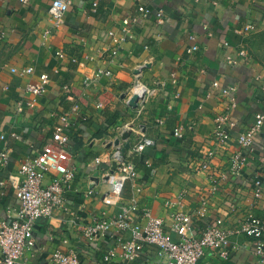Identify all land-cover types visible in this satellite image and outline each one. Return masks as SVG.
Instances as JSON below:
<instances>
[{
	"label": "crops",
	"instance_id": "crops-1",
	"mask_svg": "<svg viewBox=\"0 0 264 264\" xmlns=\"http://www.w3.org/2000/svg\"><path fill=\"white\" fill-rule=\"evenodd\" d=\"M51 2L0 0V149L9 148V161L0 170V222L17 214L16 188L24 178L21 162L43 145L56 143L54 127L66 113L71 127L65 146L74 154L66 203L50 217L38 219L35 245L17 264H51L57 252L70 251L92 264H158L152 245L137 261L117 257L103 262L116 239L109 234L92 242L83 233L84 225L128 203L139 205L131 213L132 221H144L143 208L149 207L175 240L180 235L171 228L173 214L197 209L201 196L209 199L208 207L194 218L190 234H200L217 218L223 219L224 228L234 230L249 217L263 216L264 123L240 175L221 179L216 192L211 187L213 176L229 173L233 153L247 152L239 135L255 123L257 113H264V70L248 52L253 35L264 29V0H73L59 25L48 13ZM139 4L153 12L163 9V18L158 20L154 13L139 16L109 61L115 46L109 31L120 36L123 19L138 13ZM249 23H255L257 31L240 32ZM224 41L241 58L237 66L225 59ZM193 44L199 49L189 52ZM242 48L246 57L239 56ZM58 51L66 57H59ZM28 67L32 73L23 72ZM98 69L112 73L85 86V77ZM43 73L50 77L46 93L33 96L25 91ZM216 79L223 86L238 85L232 95L237 101L230 112L233 126L225 144L212 135L215 117L227 108L221 87L213 86ZM66 84L68 92L63 89ZM141 88L142 96L129 103L130 95ZM33 99V106L16 111L21 101ZM178 127L182 135L174 133ZM126 132L130 135L124 139ZM144 136L154 144L139 152L136 147ZM127 143L130 147L123 153L136 165L134 181L119 170L114 156ZM209 153L208 167L200 168ZM146 158L152 160L155 173ZM256 177L262 180L261 198L255 196ZM50 179L48 175L45 182ZM124 237L129 239L131 233ZM232 240L238 248L230 254L210 250L198 264H257L252 237L235 233Z\"/></svg>",
	"mask_w": 264,
	"mask_h": 264
},
{
	"label": "built area",
	"instance_id": "built-area-1",
	"mask_svg": "<svg viewBox=\"0 0 264 264\" xmlns=\"http://www.w3.org/2000/svg\"><path fill=\"white\" fill-rule=\"evenodd\" d=\"M31 0H21L28 3ZM73 0H52L48 13L53 19L55 25L64 22L66 13L69 11ZM153 9L147 5L139 4L135 15L126 16L122 23V34L115 35L113 30L109 31V35L115 42V46L110 49L109 61L117 56L119 48L126 42L130 27L134 24L138 17L148 16L154 13L158 20L164 15L163 9L153 12ZM257 25L255 23L247 24L242 33L256 32ZM49 31L45 33V36ZM191 35V38H194ZM224 47L227 49L225 59L230 65L237 66L241 58L234 56L230 51V43L224 41ZM199 49L198 44H193L188 48L189 52H195ZM57 55L65 58L64 51H58ZM248 52L245 48L240 49L239 56L246 57ZM74 62L78 61L77 57H72ZM24 73H32L33 68L28 67L23 70ZM141 68L136 69L135 73L139 75ZM110 70L98 69L93 75L86 76L84 79L85 86L93 85L103 74H111ZM50 77L47 73L39 76L38 80L29 82L25 91L33 96H40L46 93ZM139 87V81H136ZM136 86V87H137ZM214 87H221L220 95L227 100L226 111L215 117V126L213 129V137L218 143L225 144L230 139L229 129L233 126L230 120V112L236 108L237 101L232 95L237 92L238 85L229 83L223 86L220 80L213 81ZM264 88V81L262 84ZM65 91H70V85H64ZM146 90V89H145ZM137 89L135 93L128 98L129 103L134 102L135 95L142 96ZM26 105L33 106L32 101H21L16 111H23ZM62 122L54 127V139L56 143H47L39 149L35 156L26 157L20 165V172L24 178L16 188V195L19 204L16 208V216L10 221L0 222V264H17L23 254L35 245L33 231L38 219L50 217L56 208L62 207L66 203V196L70 190V181L72 180V172L70 163L74 158V154L68 148L66 143L69 140L68 130L71 127L69 113L62 115ZM264 123V113L259 112L256 115L255 123L248 127L239 135V142L247 152L237 151L231 156V165L229 173L223 172L218 176L212 177L211 191L216 192L219 188L221 179L238 177L242 169V165L247 158L252 157L254 150L255 134L262 128ZM174 133L182 135V128H176ZM4 137V136H3ZM154 140L148 136H144L137 144V151L142 152L148 146L153 145ZM209 156L200 164V168H206L209 165ZM119 170L124 172L133 181L138 175L136 165L132 159L127 158L121 148L116 149L114 153ZM9 161V148L3 146L0 149V170L7 165ZM145 163L150 168L151 173H155L156 168L152 160L146 158ZM48 175H51L49 182H45ZM256 188L255 196L261 198L263 196L260 178L254 179ZM200 207L191 211H178L173 214L171 228L180 236L179 239H173L164 229V221L153 214L149 207L143 208L142 218L144 221L134 222L131 219V213L138 208L136 203L123 204L120 209L112 214L104 213L96 218L91 224L83 226L84 235L92 242L99 241L111 234L116 239V245L109 248L102 256V261L106 263L113 262L117 257H122L129 261H137L141 258L143 250L149 245L155 246L156 259L158 264H198L199 261L207 254L208 251H218L221 255L227 256L232 250L238 248L237 244L232 240L235 233H244L254 240V253L257 257V264H264V215L261 217H249L245 219L240 227L234 230L226 229L222 226L223 219L217 218L215 222L208 223L203 231L196 235L190 234L194 218L202 216L207 210L209 199L200 197ZM130 232L131 237L126 239L125 232ZM94 262L81 260L78 252L70 251L67 253L57 252L51 261V264H92Z\"/></svg>",
	"mask_w": 264,
	"mask_h": 264
},
{
	"label": "rangeland",
	"instance_id": "rangeland-1",
	"mask_svg": "<svg viewBox=\"0 0 264 264\" xmlns=\"http://www.w3.org/2000/svg\"><path fill=\"white\" fill-rule=\"evenodd\" d=\"M248 52L255 63L264 70V29L253 35Z\"/></svg>",
	"mask_w": 264,
	"mask_h": 264
},
{
	"label": "water",
	"instance_id": "water-1",
	"mask_svg": "<svg viewBox=\"0 0 264 264\" xmlns=\"http://www.w3.org/2000/svg\"><path fill=\"white\" fill-rule=\"evenodd\" d=\"M138 97V95H135V99ZM130 135V132H126L123 134V138H127ZM130 147V143H127L125 145V147L122 148V152H124L126 150V148Z\"/></svg>",
	"mask_w": 264,
	"mask_h": 264
}]
</instances>
